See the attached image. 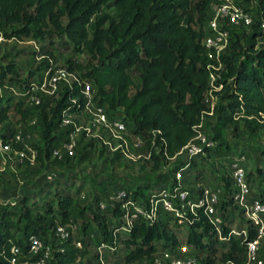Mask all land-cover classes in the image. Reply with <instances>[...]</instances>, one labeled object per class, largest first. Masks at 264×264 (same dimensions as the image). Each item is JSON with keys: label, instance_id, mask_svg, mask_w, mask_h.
Instances as JSON below:
<instances>
[{"label": "trees", "instance_id": "trees-1", "mask_svg": "<svg viewBox=\"0 0 264 264\" xmlns=\"http://www.w3.org/2000/svg\"><path fill=\"white\" fill-rule=\"evenodd\" d=\"M211 1L0 0V35L5 39L27 38L48 46L53 45L55 38H65L75 53L88 54L95 63L84 65L67 58L64 66L87 78L96 89L95 103L106 106L110 114L120 118L131 131L152 136V130H160L161 134L154 140L161 153L166 150L171 157L206 125L212 132L211 137L220 144L224 142V130L228 126L242 122L245 129L252 132L264 129V123L257 120L259 112L264 111V46L258 45L262 37L258 24L264 16V0H238L245 6H252L254 22L248 30L230 28L229 47L222 57L225 66L222 89L216 92L218 101L212 115H208L204 94L208 88L210 59L201 40L206 33ZM48 46L33 51L40 60L35 69L23 72L12 58L6 64L0 63V89L15 86L21 90L41 77L55 64ZM131 72L136 73V83ZM71 98L81 100L78 88L57 91L48 105L42 102L30 105L25 96L18 95L13 101L12 97L0 95V124L8 121L11 111L19 116L18 122L39 119L42 141L31 144V149L37 152L36 161L44 165L51 158L52 148L65 134L59 128L60 111L69 107L78 112L77 105L70 103ZM202 120V128H197ZM14 131L11 126L7 127L3 143L11 142ZM160 137L165 139V147ZM85 146L97 147L111 161L123 160L117 152L111 156L94 139ZM14 148L20 150L18 145ZM77 154L66 159L76 158ZM196 161L197 158H193L189 171ZM166 162L163 156L152 153V161L145 164H151L150 170L159 173L157 181L148 185L121 183L117 189H126L133 199L144 196L142 188L149 192L159 191L170 181L173 170L161 172ZM260 173L264 182V171ZM76 179L77 175L69 174L53 190L50 189L53 184H44L40 201H31L26 196L13 203L0 201V264H10L13 245L26 253L31 234L38 235L49 246L47 264H101L92 260L82 262L85 253L81 251L82 245H87L91 239L76 238L67 229L77 215L84 217L86 214L78 201L83 181L75 188ZM197 181L195 178V183ZM218 182L224 189L219 212L231 224L234 221L231 211L237 210L230 200L232 183L229 177H221ZM189 190L198 193L195 187ZM253 197L264 198V185ZM110 205L103 210L110 213L108 218L90 210L83 221V232L95 225L98 247L105 243L115 248L119 241L125 250L124 263H140L147 258L150 264L154 253L173 251L178 246L177 229L181 226L174 219L175 231L167 229L172 219L168 213L161 214L153 223L139 218L125 232L121 230L119 201ZM199 213V217L187 215L192 222L183 244L190 245L191 252L200 257L203 264H214L219 248L226 249L219 257L222 264H241L245 259L243 236L232 235L226 241L219 240L204 215ZM243 223L246 220H242L239 227ZM59 226H67L66 237L56 234ZM247 227L248 238H254L255 227L252 224ZM222 233L226 235L228 229L224 227ZM76 242L81 243V248ZM202 252H205L203 257Z\"/></svg>", "mask_w": 264, "mask_h": 264}, {"label": "built area", "instance_id": "built-area-1", "mask_svg": "<svg viewBox=\"0 0 264 264\" xmlns=\"http://www.w3.org/2000/svg\"><path fill=\"white\" fill-rule=\"evenodd\" d=\"M252 6H245L238 0H212L209 7V18L206 25V33L201 43L207 49L210 62L207 65L208 88L204 94V103L208 107L205 112L212 115L215 104L218 101L217 91L222 89L223 71L225 69L222 57L226 53L230 42V28L248 30L251 28L254 18L251 13ZM262 37L258 45L264 46V16H261L258 24ZM3 40L0 35V42ZM78 88L81 100L71 98L70 103L77 105L78 112H73L69 107L63 108L59 114V128L65 131L57 145L51 150V157L61 161L72 158L77 151L79 141L94 139L101 148H104L111 156L116 152L126 162L152 161V153L163 156L165 164L175 161L177 167L171 170L170 181L159 191H150L141 198L133 199L124 188H118L113 195L108 197L110 203L119 201L122 212L121 230L128 232L137 219H144L153 223L161 214L168 213L180 226H187L192 219L187 215L199 217V211L204 215L207 223L216 232L219 240L226 241L232 235H242L245 242V259L241 264H263L264 257V198L253 197L250 183L247 178L245 154L238 153L229 156L227 175L232 183L231 205L242 213L246 223L242 227H234L217 210L219 196L224 189L206 187L199 181L195 183L198 193H192L185 187V173L190 170L193 158L205 156L207 151L217 145L205 130H199L180 150L173 156H168L166 150L161 153L154 138L161 134L160 130H152V136H146L141 131H131L120 119L110 114L106 106L95 103L96 89L76 71H71L65 66L52 64L42 76L32 81L27 88L19 90L16 94L25 96L30 105H38L45 96L53 97L57 91L64 92L68 89ZM257 120L264 123V111L259 112ZM203 120L197 125L202 128ZM30 137L20 129L13 133L10 143L0 141V166L6 162L7 152L18 153L31 164L36 162V150L27 147L25 142ZM161 142L166 145L163 137ZM20 146V150L14 148ZM164 165V164H163ZM162 165V167H163ZM162 170V168H161ZM164 172V171H163ZM99 209L105 210L107 204L99 202ZM199 210V211H198ZM252 224L256 229V236L248 238V225ZM68 224L67 226H70ZM59 226L56 234L64 238L67 236L66 227ZM226 227L228 233L224 235L222 229ZM26 253L19 246L10 248V264H47L50 257L49 246L35 234H31L27 240ZM78 248L81 243L76 242ZM99 251L103 249H115L108 244L100 243ZM188 244H181L173 251L154 253L150 264H203ZM147 258L141 259L140 264H147Z\"/></svg>", "mask_w": 264, "mask_h": 264}, {"label": "rangeland", "instance_id": "rangeland-1", "mask_svg": "<svg viewBox=\"0 0 264 264\" xmlns=\"http://www.w3.org/2000/svg\"><path fill=\"white\" fill-rule=\"evenodd\" d=\"M195 0H193L194 2ZM251 1V0H250ZM234 31V30H233ZM241 33V32H240ZM3 37V36H2ZM244 43V40L242 41ZM42 46L48 45L44 42H37L27 38L22 39H5L0 42V63L6 64L10 58L14 59L19 65V69L23 72L29 69H35L40 65L39 56L35 55L33 51L39 50ZM52 50L55 59V64L64 66L66 59L79 61L82 64L95 63L88 54L75 53L71 45L65 38H55L53 45L48 46ZM47 49V48H45ZM134 83L137 82L136 73L131 72ZM19 88H2L0 95L4 97H12L15 101L18 96L16 93ZM134 89H132L133 91ZM52 101L50 97L42 98V103L50 104ZM7 122L0 124V141L8 126L14 130L20 129L22 133L29 134L30 137L25 141L27 147L31 148V144H40L42 141L40 120L36 117L25 122H18L19 116L11 111ZM204 130L211 137L212 132L208 125L204 126ZM60 130L57 129V133ZM86 141L80 139L77 148L76 158L64 159L58 161L50 158L44 165L37 161L31 164L26 158L21 157L18 153L7 152L5 155L6 162L0 166V201L5 203H13L20 198L26 196L31 201H40L43 197L41 187L47 186L48 183L53 184L50 189L53 190L55 186H60V181L69 174L77 175L74 187L76 188L82 180L83 187L79 195V206L85 208L84 217L77 215L76 220L67 227L76 238L89 237L91 240L87 245H82L81 251H84L82 262L92 260V262H100L101 264H126L122 259L125 250L123 246L116 242L115 249H103L99 251L97 245V232L95 225H91L85 232H83V221L86 219L88 212H99L101 215L110 217V213L106 210L99 209L98 202H105L110 205L108 197L113 195L115 189L121 183L124 184H153L157 181L159 173L150 170V165L142 162H126L124 160L111 161L109 156H106L98 151L97 147H86ZM242 152L245 154L247 163V178L250 183L251 193H258L260 186L264 185L261 181L260 172L264 171V129L252 132L245 129L243 123L240 122L236 126H228L224 130V142L207 151L205 156H198L195 167L185 174V187L188 189L195 187V178L201 180L200 182L206 187L213 189L220 187L218 180L227 175L228 157L233 154ZM175 161H170L164 164L161 172H168ZM196 173H199L196 176ZM196 176V177H195ZM143 194L149 193L147 188L141 189ZM97 201L95 200V197ZM223 194L219 196V206L223 199ZM96 202H93V201ZM93 206L91 208L90 206ZM97 205V206H96ZM111 209V205L108 206ZM93 209V210H92ZM108 209V210H109ZM234 221L233 226L239 227L242 220L245 221L242 214L238 210L231 211ZM245 223H243L244 225ZM242 227V226H241ZM167 229L175 231L174 218L169 220ZM188 231L187 226H181L177 229V239L179 245L184 243L185 235ZM220 247L219 245H217ZM226 249H221L216 253V260L214 264H222L219 257ZM98 256V257H97ZM205 256L202 252L201 257ZM140 264V263H129Z\"/></svg>", "mask_w": 264, "mask_h": 264}]
</instances>
